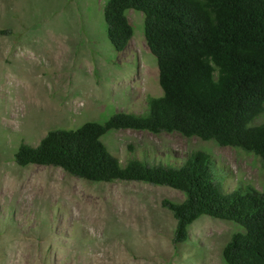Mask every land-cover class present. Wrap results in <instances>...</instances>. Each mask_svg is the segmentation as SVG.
Returning a JSON list of instances; mask_svg holds the SVG:
<instances>
[{
  "label": "rangeland",
  "instance_id": "374dc122",
  "mask_svg": "<svg viewBox=\"0 0 264 264\" xmlns=\"http://www.w3.org/2000/svg\"><path fill=\"white\" fill-rule=\"evenodd\" d=\"M107 0H0V264H225L235 221L202 215L186 242L174 245L176 219L162 205L181 190L138 181L93 182L60 167L20 166L22 142L36 145L55 128L106 121L117 111L142 113L161 96L159 66L130 9L134 35L117 51L107 34ZM264 115L256 122H261ZM124 163L179 166L188 152L215 160L226 192H264V161L241 148L179 132L111 130L102 137Z\"/></svg>",
  "mask_w": 264,
  "mask_h": 264
},
{
  "label": "trees",
  "instance_id": "16d2710c",
  "mask_svg": "<svg viewBox=\"0 0 264 264\" xmlns=\"http://www.w3.org/2000/svg\"><path fill=\"white\" fill-rule=\"evenodd\" d=\"M144 14V33L159 66L161 96H148L142 113L117 111L106 121L55 128L36 145L22 142L14 159L60 167L93 181H138L181 190L182 202L163 199L176 225L173 243L190 237L202 215L242 226L223 248L225 264H264V192L248 185L226 192L215 160L205 150L188 152L179 166L150 164L129 143L126 162L102 137L111 130L179 132L241 148L264 161V0H107L104 18L117 51L134 27L128 11Z\"/></svg>",
  "mask_w": 264,
  "mask_h": 264
}]
</instances>
